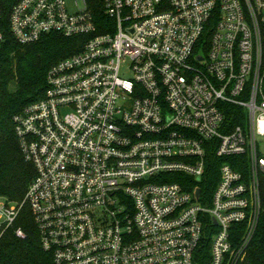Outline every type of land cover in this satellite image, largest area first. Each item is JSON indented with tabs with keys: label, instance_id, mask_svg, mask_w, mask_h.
Returning a JSON list of instances; mask_svg holds the SVG:
<instances>
[{
	"label": "built area",
	"instance_id": "obj_1",
	"mask_svg": "<svg viewBox=\"0 0 264 264\" xmlns=\"http://www.w3.org/2000/svg\"><path fill=\"white\" fill-rule=\"evenodd\" d=\"M103 15L0 0L19 44H79L14 117L36 176L21 204L0 198V239L27 206L52 264H240L264 214V0H103Z\"/></svg>",
	"mask_w": 264,
	"mask_h": 264
},
{
	"label": "trees",
	"instance_id": "obj_2",
	"mask_svg": "<svg viewBox=\"0 0 264 264\" xmlns=\"http://www.w3.org/2000/svg\"><path fill=\"white\" fill-rule=\"evenodd\" d=\"M87 3L95 17H104L103 0H87ZM7 20L6 16L0 27V198L19 205L36 170L23 156L14 117L44 98L50 68L77 52L79 44L75 39L47 35L36 43L21 45L9 30ZM18 228L25 232L24 239L16 236ZM0 264H52L51 255L41 247L27 206L13 228L0 239ZM240 264H264V214Z\"/></svg>",
	"mask_w": 264,
	"mask_h": 264
},
{
	"label": "rangeland",
	"instance_id": "obj_3",
	"mask_svg": "<svg viewBox=\"0 0 264 264\" xmlns=\"http://www.w3.org/2000/svg\"><path fill=\"white\" fill-rule=\"evenodd\" d=\"M69 2H70V3H73L74 0H69ZM79 2H80V4H81V0H79ZM122 77H123V78H127V75H126V74H123Z\"/></svg>",
	"mask_w": 264,
	"mask_h": 264
}]
</instances>
